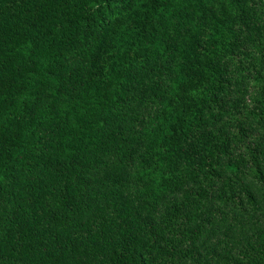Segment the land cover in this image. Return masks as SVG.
Wrapping results in <instances>:
<instances>
[{
	"label": "trees",
	"instance_id": "16d2710c",
	"mask_svg": "<svg viewBox=\"0 0 264 264\" xmlns=\"http://www.w3.org/2000/svg\"><path fill=\"white\" fill-rule=\"evenodd\" d=\"M0 264H264V0H0Z\"/></svg>",
	"mask_w": 264,
	"mask_h": 264
}]
</instances>
